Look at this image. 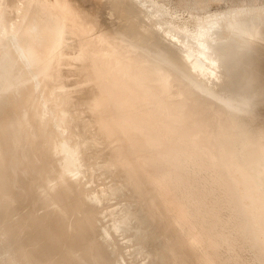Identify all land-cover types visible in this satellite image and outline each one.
I'll return each mask as SVG.
<instances>
[{
    "label": "bare ground",
    "instance_id": "obj_1",
    "mask_svg": "<svg viewBox=\"0 0 264 264\" xmlns=\"http://www.w3.org/2000/svg\"><path fill=\"white\" fill-rule=\"evenodd\" d=\"M122 1L0 0V264H264V0Z\"/></svg>",
    "mask_w": 264,
    "mask_h": 264
},
{
    "label": "rangeland",
    "instance_id": "obj_2",
    "mask_svg": "<svg viewBox=\"0 0 264 264\" xmlns=\"http://www.w3.org/2000/svg\"><path fill=\"white\" fill-rule=\"evenodd\" d=\"M76 3L80 7L82 6L83 10L86 9V12L84 11L85 13H89L91 17H96L104 27L117 28L120 26V21L125 23L129 15L125 9V2L122 0H76ZM215 6V4H212L211 9H214ZM131 22L128 21L127 25H130ZM178 52L182 55L179 50Z\"/></svg>",
    "mask_w": 264,
    "mask_h": 264
},
{
    "label": "water",
    "instance_id": "obj_3",
    "mask_svg": "<svg viewBox=\"0 0 264 264\" xmlns=\"http://www.w3.org/2000/svg\"><path fill=\"white\" fill-rule=\"evenodd\" d=\"M14 41V40H13ZM16 43V42H15Z\"/></svg>",
    "mask_w": 264,
    "mask_h": 264
}]
</instances>
